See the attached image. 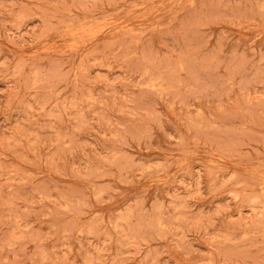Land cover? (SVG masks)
Masks as SVG:
<instances>
[{"label": "rangeland", "instance_id": "1", "mask_svg": "<svg viewBox=\"0 0 264 264\" xmlns=\"http://www.w3.org/2000/svg\"><path fill=\"white\" fill-rule=\"evenodd\" d=\"M0 264H264V0H0Z\"/></svg>", "mask_w": 264, "mask_h": 264}]
</instances>
